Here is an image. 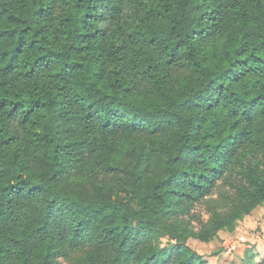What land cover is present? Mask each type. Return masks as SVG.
Wrapping results in <instances>:
<instances>
[{
	"label": "trees",
	"instance_id": "1",
	"mask_svg": "<svg viewBox=\"0 0 264 264\" xmlns=\"http://www.w3.org/2000/svg\"><path fill=\"white\" fill-rule=\"evenodd\" d=\"M141 131L160 134L161 169L141 207L56 185L85 157L118 172L114 136ZM184 200L211 207L208 236L264 206V0H0V264L92 242L125 264H205L163 223Z\"/></svg>",
	"mask_w": 264,
	"mask_h": 264
},
{
	"label": "rangeland",
	"instance_id": "2",
	"mask_svg": "<svg viewBox=\"0 0 264 264\" xmlns=\"http://www.w3.org/2000/svg\"><path fill=\"white\" fill-rule=\"evenodd\" d=\"M215 44L219 41L209 40L204 43L206 52L213 54ZM173 76L180 77L182 71L174 69ZM135 89L136 96L141 99L158 100L151 85L144 80L138 81ZM157 136L148 131L127 134L120 132L114 136V142L120 149L116 163L119 171L107 173L96 167L85 157L84 162L72 172L62 175L56 185L73 195L88 198L98 189L103 195L123 201H130L136 207H141L147 199L146 185L160 175V166L155 161L154 144ZM169 133L163 134L168 137ZM38 169L32 161L29 171ZM139 176L140 183L134 181ZM219 190L212 199H219ZM211 207L204 202L190 204L187 201L175 203L163 223L171 227L175 233L186 237V243L196 251L205 264H263L264 263V206L257 205L242 219L226 220L224 227L213 230L212 236L204 232V226L211 219ZM219 209L227 210L225 201L220 199ZM211 226V225H209ZM191 232L200 234L194 237ZM176 240L168 236L157 240H148L146 246L159 245L170 248ZM67 258H57L54 264H125V256H120L110 248H101L98 243H86L84 247L69 252ZM33 264H40L34 261Z\"/></svg>",
	"mask_w": 264,
	"mask_h": 264
}]
</instances>
